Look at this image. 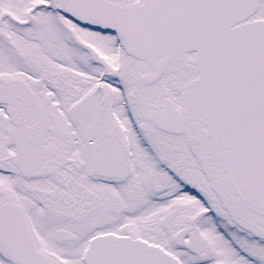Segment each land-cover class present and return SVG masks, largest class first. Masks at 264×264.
Instances as JSON below:
<instances>
[{
  "label": "snow or ice",
  "instance_id": "6c2138e0",
  "mask_svg": "<svg viewBox=\"0 0 264 264\" xmlns=\"http://www.w3.org/2000/svg\"><path fill=\"white\" fill-rule=\"evenodd\" d=\"M0 264H264V0H0Z\"/></svg>",
  "mask_w": 264,
  "mask_h": 264
}]
</instances>
